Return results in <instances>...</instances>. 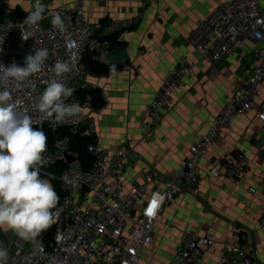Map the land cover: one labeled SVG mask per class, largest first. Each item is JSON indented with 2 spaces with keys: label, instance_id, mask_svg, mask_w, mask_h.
<instances>
[{
  "label": "built area",
  "instance_id": "built-area-1",
  "mask_svg": "<svg viewBox=\"0 0 264 264\" xmlns=\"http://www.w3.org/2000/svg\"><path fill=\"white\" fill-rule=\"evenodd\" d=\"M12 1L0 0V10L6 16L0 24V64L9 66L15 62L24 66L25 57L38 48H46L49 58L39 73L19 87L14 82L9 83L10 102L17 111L32 118L34 128H41L45 133L67 130L91 137L88 153L94 162L86 169L78 152L71 150L68 137H58L53 144L47 142L43 155L49 163L41 168V178L49 179V170L58 163L65 166L58 179L60 199L53 210L54 223L35 243L20 239L14 233L7 242L5 231L0 230V241L9 251V264H142L141 257L154 243V229L165 207L176 204L181 195L195 193L201 182L202 162L220 140L222 132L257 108L264 84V0H214V10L193 31L191 46L201 62L214 66L234 57L243 45L251 43L252 69L239 81L237 89L209 124L206 134L191 146L189 156L181 161L178 169L165 177L149 175L143 186L133 189L123 186L126 167L134 155L132 147L124 145L112 155L102 145L95 128L91 99L82 100L80 95L88 90L84 82L90 74L86 57L110 65L111 50L104 38L130 29L142 16L113 22L99 35L86 19L84 0H77L73 8L46 7L45 18L35 25L24 23L35 0L30 10L18 15ZM55 14H60L64 20V30H44L41 22ZM14 29L20 40L17 49L12 47ZM57 61L68 65V72L59 79L75 89L69 102L74 99L80 103L82 116L77 123L56 124L52 118L45 119L36 108L48 82L57 78L54 72ZM195 68L194 63L183 59L167 74L146 113L151 129L160 124L162 110L174 91L192 77ZM258 120L264 125V108ZM66 154L75 162L68 165ZM250 172L247 156L239 151L209 163L210 177L215 180L237 184L244 182ZM250 192L256 194L257 190L250 189ZM261 194L264 199V187ZM259 226L264 229V211ZM216 243L211 233L190 234L170 264H199L203 253L214 248ZM217 264H258L249 238L242 237L240 242L233 244Z\"/></svg>",
  "mask_w": 264,
  "mask_h": 264
},
{
  "label": "crops",
  "instance_id": "crops-1",
  "mask_svg": "<svg viewBox=\"0 0 264 264\" xmlns=\"http://www.w3.org/2000/svg\"><path fill=\"white\" fill-rule=\"evenodd\" d=\"M76 1L42 3L46 7L73 8ZM84 1L86 19L99 35L113 22L142 16L135 26L107 38L111 55L125 52L126 58L118 63L110 61L115 70L108 75L90 72L84 80L88 90L80 95L82 100L90 98L92 90L102 95L105 107L92 113L95 128L112 155L124 145L132 147L134 155L126 167L123 186L139 188L149 175L165 177L174 173L189 156L191 146L206 134L239 81L250 73L253 46L243 45L234 57L214 66L201 62L190 37L214 10V0ZM229 1L232 0H221ZM33 2L13 0L11 4L24 13L33 7ZM183 59L196 65L195 72L174 91L161 112L160 124L151 129L146 119L148 107L167 74ZM262 108L264 84L257 108L224 130L202 162L201 182L195 193L181 195L176 204L165 207L154 229V252L147 253L150 247L144 251L142 264H170L188 235L206 233H211L217 243L203 253L199 264H217L220 256L228 254L242 237L249 238L258 264H264V229L259 226L264 211V125L258 120ZM236 151L243 152L249 160L248 178L237 184L211 178L209 163ZM250 189L257 193L252 194Z\"/></svg>",
  "mask_w": 264,
  "mask_h": 264
},
{
  "label": "clouds",
  "instance_id": "clouds-1",
  "mask_svg": "<svg viewBox=\"0 0 264 264\" xmlns=\"http://www.w3.org/2000/svg\"><path fill=\"white\" fill-rule=\"evenodd\" d=\"M45 9L42 0H35L24 23H39L45 18ZM51 25L60 31L65 28L60 14L51 16ZM48 58V50L38 48L25 57L24 66L15 62L9 66L0 64V230L12 231L18 238L34 243L54 223L53 210L60 197L51 183L55 175L41 178V168L49 163L43 155L47 151V135L41 128H34L32 118L17 111L10 102L9 83L19 87L39 73ZM68 70L66 63H55L57 78L48 82L36 105L45 119L52 118L61 125L77 123L82 116L79 101L69 102L75 89L59 79ZM114 70L115 65L109 71ZM9 260V251L0 241V264H9Z\"/></svg>",
  "mask_w": 264,
  "mask_h": 264
},
{
  "label": "trees",
  "instance_id": "trees-1",
  "mask_svg": "<svg viewBox=\"0 0 264 264\" xmlns=\"http://www.w3.org/2000/svg\"><path fill=\"white\" fill-rule=\"evenodd\" d=\"M15 13H17L16 15L20 14L18 10H16ZM5 20H6V16L0 10V24L4 23ZM117 34L118 33L113 34L109 36V38ZM107 38H104V41H107ZM110 50H111V47H110ZM85 62L87 63L90 72L93 74H97V75H108L110 73L109 70L112 67V65H105V64L97 63L93 61L92 59H85ZM90 99L92 101L94 109L101 110L105 107V101L103 100L102 95L98 91L96 90L90 91ZM46 135H47V142L50 144H53L55 139L58 137L59 138L68 137L70 139L71 150L78 152L79 158L81 162L83 163L84 167L88 169L92 166L94 159L88 153V146L93 141L91 137L75 135V134L68 132L67 130H59L57 133L46 131ZM64 167L65 166L63 163H58L57 165H55L53 168L49 170V174L55 175V179H53V185H54L56 192L59 195H60V190H59L60 183L58 179L60 178V175Z\"/></svg>",
  "mask_w": 264,
  "mask_h": 264
},
{
  "label": "water",
  "instance_id": "water-1",
  "mask_svg": "<svg viewBox=\"0 0 264 264\" xmlns=\"http://www.w3.org/2000/svg\"><path fill=\"white\" fill-rule=\"evenodd\" d=\"M41 26L44 30H47L49 28H52V25H51V17L43 20L41 22ZM125 52H123L122 54L120 55H110V61L112 63H118V62H123L125 60ZM66 157H67V164L70 165L72 164L73 162H75V159L72 158V157H69L67 154H66Z\"/></svg>",
  "mask_w": 264,
  "mask_h": 264
},
{
  "label": "rangeland",
  "instance_id": "rangeland-1",
  "mask_svg": "<svg viewBox=\"0 0 264 264\" xmlns=\"http://www.w3.org/2000/svg\"><path fill=\"white\" fill-rule=\"evenodd\" d=\"M16 33L17 32L14 29V33H13L14 35H13V38H12V47L14 49H17L19 47V45H20V40L15 36ZM5 238H6L7 242H9L11 240V238H12V233L11 232H7L6 235H5ZM150 251L154 252V247L153 246L149 248L147 253H150ZM158 261H160V260L158 259ZM143 264H147V263L144 261ZM148 264H159V263H155L154 261H151Z\"/></svg>",
  "mask_w": 264,
  "mask_h": 264
},
{
  "label": "snow or ice",
  "instance_id": "snow-or-ice-1",
  "mask_svg": "<svg viewBox=\"0 0 264 264\" xmlns=\"http://www.w3.org/2000/svg\"><path fill=\"white\" fill-rule=\"evenodd\" d=\"M153 207H155V202L153 203ZM150 211H151V209H150Z\"/></svg>",
  "mask_w": 264,
  "mask_h": 264
}]
</instances>
